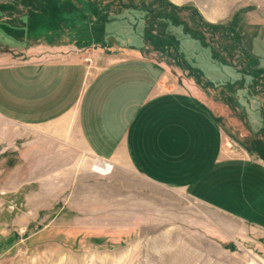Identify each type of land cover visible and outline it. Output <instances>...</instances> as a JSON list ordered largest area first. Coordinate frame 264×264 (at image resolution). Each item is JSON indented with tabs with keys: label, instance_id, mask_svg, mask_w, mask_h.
<instances>
[{
	"label": "rangeland",
	"instance_id": "1",
	"mask_svg": "<svg viewBox=\"0 0 264 264\" xmlns=\"http://www.w3.org/2000/svg\"><path fill=\"white\" fill-rule=\"evenodd\" d=\"M115 57L160 62L164 90L195 94L231 154L263 162L248 174L264 194V0H0V65ZM38 128L0 126V264H264V232L96 173Z\"/></svg>",
	"mask_w": 264,
	"mask_h": 264
},
{
	"label": "crops",
	"instance_id": "2",
	"mask_svg": "<svg viewBox=\"0 0 264 264\" xmlns=\"http://www.w3.org/2000/svg\"><path fill=\"white\" fill-rule=\"evenodd\" d=\"M165 77L160 62L137 57H115L95 71L67 58L1 64L0 126L57 132L63 146L109 162L112 178L184 191L237 228L264 232L251 219L264 213V194L258 174H248L250 164L263 162L232 155L212 113L189 91L164 90Z\"/></svg>",
	"mask_w": 264,
	"mask_h": 264
},
{
	"label": "bare ground",
	"instance_id": "3",
	"mask_svg": "<svg viewBox=\"0 0 264 264\" xmlns=\"http://www.w3.org/2000/svg\"><path fill=\"white\" fill-rule=\"evenodd\" d=\"M110 163L106 164L105 161H101L100 159H96L92 165L94 171L99 174H105L107 171L111 172L112 168L110 167ZM105 172V173H104Z\"/></svg>",
	"mask_w": 264,
	"mask_h": 264
},
{
	"label": "built area",
	"instance_id": "4",
	"mask_svg": "<svg viewBox=\"0 0 264 264\" xmlns=\"http://www.w3.org/2000/svg\"><path fill=\"white\" fill-rule=\"evenodd\" d=\"M110 167L112 168V166L110 165Z\"/></svg>",
	"mask_w": 264,
	"mask_h": 264
}]
</instances>
